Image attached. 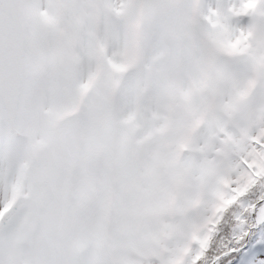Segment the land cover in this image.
Returning a JSON list of instances; mask_svg holds the SVG:
<instances>
[{"label": "rangeland", "instance_id": "374dc122", "mask_svg": "<svg viewBox=\"0 0 264 264\" xmlns=\"http://www.w3.org/2000/svg\"><path fill=\"white\" fill-rule=\"evenodd\" d=\"M198 2L203 23L192 0H23L22 131L13 142L0 105V210H8L0 264H164L174 254L161 250L154 230L172 193L188 191L187 201L201 190L197 180L212 191L215 177L202 175L207 158L199 152L214 138L221 143L210 125L193 135L190 110L215 113L212 124L229 134L220 139L234 136L236 145L240 127L227 118L235 92L254 90L236 120L249 109L264 118V0ZM251 34L249 49L233 45ZM80 92L79 114L58 116ZM180 138L197 149L176 161ZM196 209L177 208L175 229L191 227ZM258 211L259 221L264 207ZM226 247L221 258L234 251ZM262 253L251 264H264Z\"/></svg>", "mask_w": 264, "mask_h": 264}, {"label": "water", "instance_id": "95a60500", "mask_svg": "<svg viewBox=\"0 0 264 264\" xmlns=\"http://www.w3.org/2000/svg\"><path fill=\"white\" fill-rule=\"evenodd\" d=\"M200 18L201 14H200ZM24 75L22 0H0V102L13 140L21 133L19 101Z\"/></svg>", "mask_w": 264, "mask_h": 264}, {"label": "trees", "instance_id": "16d2710c", "mask_svg": "<svg viewBox=\"0 0 264 264\" xmlns=\"http://www.w3.org/2000/svg\"><path fill=\"white\" fill-rule=\"evenodd\" d=\"M240 124L243 125V121ZM263 156H264V153H263ZM235 173H236V176L240 175V178H238L237 183H235V187L240 189V194L236 197V203L234 205L235 207H232L231 214L234 215L232 226L238 229L240 228V225L238 224L236 220L238 218V215L235 213L246 211V213L250 216V212L252 210L253 205L257 203L258 201H261L262 198H264V172L257 180H253L250 173L247 170H244L243 168L240 169V171L237 170ZM260 207H264V204L258 205L257 214L259 212L258 209ZM227 213L228 212H226V214ZM226 218H228V214ZM260 220L261 222L259 224L260 226H262L263 232H264V217ZM227 221H228V224L231 222V220H227ZM252 225H253V221L251 218L250 226Z\"/></svg>", "mask_w": 264, "mask_h": 264}, {"label": "bare ground", "instance_id": "6f19581e", "mask_svg": "<svg viewBox=\"0 0 264 264\" xmlns=\"http://www.w3.org/2000/svg\"><path fill=\"white\" fill-rule=\"evenodd\" d=\"M81 107H82V105H81ZM80 110H81V108L79 109V111H78L76 114H78V113L80 112ZM76 114H75V115H76Z\"/></svg>", "mask_w": 264, "mask_h": 264}]
</instances>
